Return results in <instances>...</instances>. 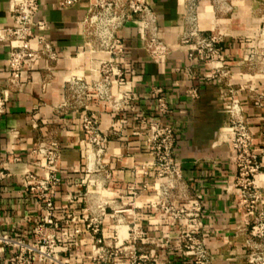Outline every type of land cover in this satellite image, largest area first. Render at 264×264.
Instances as JSON below:
<instances>
[{"label": "crops", "instance_id": "obj_1", "mask_svg": "<svg viewBox=\"0 0 264 264\" xmlns=\"http://www.w3.org/2000/svg\"><path fill=\"white\" fill-rule=\"evenodd\" d=\"M13 0H0V27L12 26ZM158 16L160 31L170 45L171 53L163 63H153L142 49L139 27L128 21L119 31L126 51L119 62L125 70L126 87L136 96L131 109L116 115L104 103L92 100L102 133L114 131L106 144L104 163L111 172L104 197L115 207L127 208L124 214L146 232L142 249L149 251L155 264H193L181 250L179 225L168 219L157 207L155 192L144 188L152 183L149 171L152 158L148 153L143 128L132 122L134 116L153 117L174 131V159L181 168L186 184V197L202 203L201 235L214 264H247L242 231L245 215L237 205L234 185L236 169L228 143L227 114L232 101L241 106L253 134V150H261L264 120L261 110L248 99L251 90L264 95V75L246 67V61L262 54L264 18L256 0H231L226 11L215 9L209 0H201L200 27L213 28L224 36L223 58L231 67L229 82L236 90L230 97L216 80H208L210 66L186 58L184 47H178L182 0H148ZM89 0H80L68 9L59 8L55 0H39L34 22L43 21L42 33L53 45L56 61L40 59L31 71L22 73L20 91L7 96L6 111L0 118V170L10 177L0 184V233L12 239L35 245L38 237L33 229L45 221L42 202L25 188L22 173L41 174L38 158L31 150L44 141L58 142L61 160L58 165L60 183L51 190L54 211L51 218L60 221L65 213L84 217L83 203L74 196L86 190L84 143L81 111L64 105L67 98L65 78L82 73L88 78L103 55L91 54L85 45L80 22ZM223 9V8H222ZM231 9L230 13H226ZM34 33L38 31L33 28ZM35 48V41L31 43ZM8 47L0 44V90L8 77ZM258 68V65L256 66ZM30 77V78H27ZM154 87L163 90L168 112H156ZM197 90L192 98V90ZM116 87L113 88V92ZM144 171H148L147 175ZM264 203V171L258 177ZM136 192V196L132 193ZM103 238L107 245L116 237L111 212L103 221ZM75 230L79 232L74 233ZM60 259L68 264H92V237L81 222L62 226L57 232ZM13 250L6 251V255ZM116 263H122L117 260ZM33 264H46L35 261Z\"/></svg>", "mask_w": 264, "mask_h": 264}, {"label": "built area", "instance_id": "obj_2", "mask_svg": "<svg viewBox=\"0 0 264 264\" xmlns=\"http://www.w3.org/2000/svg\"><path fill=\"white\" fill-rule=\"evenodd\" d=\"M80 0H55L61 9H68ZM201 0H182L180 14V35L178 47H184L189 61H198L210 66L208 80H216L226 89L230 97L236 95L229 80L232 70L223 58L224 36L213 28L204 31L200 27L199 7ZM39 0H13L11 4L12 26L0 27V44L8 47V77L5 88L0 90V118L5 114L7 96L14 95L22 88V73L31 71L42 58L56 61L53 45L42 34L46 30L43 21L34 22ZM133 21L142 35V49L147 58L159 64L167 60L170 45L160 31L158 16L148 0H89L85 16L80 22L85 45L91 54L103 55L97 66L90 69L88 78L82 73L68 75L64 84L68 100L64 105L81 111V130L84 138V173L86 190L74 196L83 203L84 217L65 213L60 221L51 218L54 211L51 190L60 183L58 165L61 152L57 141L38 144L31 154L38 158L41 174L24 171L22 179L26 190L43 204L45 221L36 225L33 234L38 237L35 245L23 240L12 239L0 233V264H68L60 259L57 232L62 226L81 222L92 237V264H155L149 251L142 249L146 232L139 225L129 222L124 214L133 209V201L127 208L113 206L114 201L104 197L111 172L104 163L106 144L114 131L102 133L99 122L91 110L92 100L104 103L119 115L131 109L136 96L126 87L125 70L119 62L126 51V45L119 31ZM35 28L38 33H34ZM35 41L36 47L31 43ZM30 78V77H27ZM116 91L113 92V88ZM156 112H168L163 90L154 87ZM197 90H192L196 98ZM252 105L261 110L264 120V95L251 90L248 96ZM227 114L228 143L233 152L236 169L234 185L238 191L237 205L243 211L245 220L242 231L247 264H264V203L258 177L264 171V131L261 133V150H253V134L247 118L238 102L232 101L225 110ZM132 122L140 125L148 153L152 158L149 171L152 183L144 188L155 192L157 207L166 217L176 221L179 227L178 241L183 253L193 264H214L201 235L200 218L202 203L195 197L183 195L186 191L181 168L174 159L175 138L171 126L159 123L153 117L134 116ZM147 175L148 171H144ZM10 177L0 170V184ZM136 196V192L132 193ZM111 212L116 237L107 245L103 238V221ZM75 230L74 233H78ZM13 254L6 255V251ZM117 260L122 263H116Z\"/></svg>", "mask_w": 264, "mask_h": 264}, {"label": "rangeland", "instance_id": "obj_3", "mask_svg": "<svg viewBox=\"0 0 264 264\" xmlns=\"http://www.w3.org/2000/svg\"><path fill=\"white\" fill-rule=\"evenodd\" d=\"M258 3V6L260 7V9L262 10V16L264 18V0H256ZM210 4L212 5V7L215 9H220L223 11H226L227 6H229L231 8L232 4H231V0H209ZM223 8V9H222ZM231 12V9L227 10V14ZM264 25V24H263ZM264 29V27L262 28ZM260 35V39L263 41V48H262V54L259 56H254L253 59L251 60H247L246 61V67L251 66L250 68L254 69L259 73L264 75V30L261 31V33H259ZM258 65V68H256V66Z\"/></svg>", "mask_w": 264, "mask_h": 264}]
</instances>
